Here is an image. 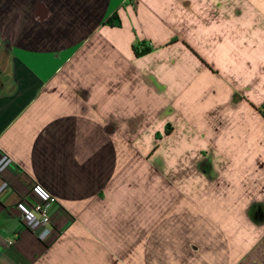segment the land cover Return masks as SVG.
Returning <instances> with one entry per match:
<instances>
[{
	"label": "crops",
	"instance_id": "crops-1",
	"mask_svg": "<svg viewBox=\"0 0 264 264\" xmlns=\"http://www.w3.org/2000/svg\"><path fill=\"white\" fill-rule=\"evenodd\" d=\"M261 14L0 0V264H264ZM33 183L57 199L45 241Z\"/></svg>",
	"mask_w": 264,
	"mask_h": 264
},
{
	"label": "built area",
	"instance_id": "built-area-1",
	"mask_svg": "<svg viewBox=\"0 0 264 264\" xmlns=\"http://www.w3.org/2000/svg\"><path fill=\"white\" fill-rule=\"evenodd\" d=\"M10 163V158L3 155L0 158V172ZM7 188V183L0 185V193ZM34 202L29 204L24 211L21 220L23 225L35 234L38 240L45 241L50 233V210L57 203V199L45 190L40 184L33 183L30 189ZM12 239L7 240V244L11 245Z\"/></svg>",
	"mask_w": 264,
	"mask_h": 264
},
{
	"label": "trees",
	"instance_id": "trees-1",
	"mask_svg": "<svg viewBox=\"0 0 264 264\" xmlns=\"http://www.w3.org/2000/svg\"><path fill=\"white\" fill-rule=\"evenodd\" d=\"M112 20H114L115 21V25L116 26H119V21H118V18H117V16L114 14L112 17H110V18H108L106 21H105V23L106 24H112ZM150 50H151V45H150V43H146V42H144V41H141V42H137V43H135V45H133L132 46V51H133V54L136 56V57H138V56H142V55H145V54H147L148 52H150ZM261 108L262 107H260V108H258V110H259V112L261 113V112H263L262 110H261ZM169 126V125H168ZM166 132H167V130H166ZM158 135L156 134V137H157Z\"/></svg>",
	"mask_w": 264,
	"mask_h": 264
},
{
	"label": "rangeland",
	"instance_id": "rangeland-1",
	"mask_svg": "<svg viewBox=\"0 0 264 264\" xmlns=\"http://www.w3.org/2000/svg\"><path fill=\"white\" fill-rule=\"evenodd\" d=\"M247 7H250V6H244V7H243V12H244V14L246 13L245 10L247 9ZM252 8L254 9V8H256V7H252ZM257 9H258V8H257ZM260 13H261V12H260ZM261 15L264 16V14H261ZM260 20H261V18H260ZM262 23H263V22L260 21V23H259L260 26H261ZM259 41H261V38H259ZM261 44H263V41H261ZM261 44H259V47H261ZM260 76H261V73H260ZM259 88H260V87H259ZM259 91H260V89H258V92H259Z\"/></svg>",
	"mask_w": 264,
	"mask_h": 264
}]
</instances>
